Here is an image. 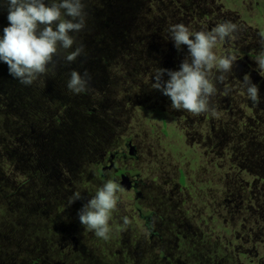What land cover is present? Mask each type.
I'll return each mask as SVG.
<instances>
[{
    "label": "rangeland",
    "instance_id": "1",
    "mask_svg": "<svg viewBox=\"0 0 264 264\" xmlns=\"http://www.w3.org/2000/svg\"><path fill=\"white\" fill-rule=\"evenodd\" d=\"M110 9L106 13L111 16L105 20L93 14V24L92 12L87 10L86 27L75 34L76 40L84 42L88 38L92 43H102L103 56L108 55L110 34L126 21L148 28V34L151 28L160 30L162 33L155 34L154 47L158 49H164L167 43L174 45L168 37L171 24L210 31L217 23L231 21L238 30L216 51L221 55L231 53L242 61H255L264 35V0H140L138 4L114 0ZM116 41L113 39L109 47ZM180 52L183 55L177 52L179 57L173 54L171 61L182 62L188 54L187 46ZM163 57L166 52L156 65H139L152 74L153 81L140 85L137 71L140 76L133 89L129 85L135 78L127 79L126 70L117 73L109 83L111 89H107L110 72L118 66L114 65L116 61L89 65V88L82 94L67 89L70 75L65 79L58 75L66 65L63 70L62 65H51L49 72L37 80L45 86L46 95H52L47 97L49 117L56 111L58 115L51 118L50 125L59 131L57 136L51 132L54 147L57 145L51 147L66 163L49 161L44 154L51 158L53 149L48 154L49 149L44 150L48 144L35 132L25 136L18 131V149L12 147L13 153L0 155V179L14 181L19 176L16 167L21 166L33 171L35 178H19L28 179L27 186L31 187L33 209L29 217L12 202L0 212V264H264V132L253 134L254 127L261 129L259 124L264 123V97L258 106L251 105L252 122L259 120L251 128L242 101L252 102L238 87L246 74L253 83L262 79V85L258 84L261 96L264 73L256 70L257 65L236 62L233 71L216 83L210 104H215L217 111L206 120L205 113L193 115L172 109L170 98L153 88L159 68L180 67L157 65ZM78 66L80 72L85 68ZM131 66L135 69L137 65ZM217 75L213 72L212 78ZM163 79H168L166 73ZM40 93L35 91L31 97L39 100ZM68 97H72L70 106H60V101ZM38 103L35 100L36 106ZM186 112L188 118H184ZM224 114L227 124H216ZM129 142L136 148L137 158L125 159ZM13 156L15 162H8ZM111 157L116 159L114 165L139 173L131 177L135 190L122 186L118 193V205L110 220L111 238L104 241L84 229L78 211L103 182L114 179L113 166L104 167V179L98 171ZM180 168L184 169L185 186L180 181ZM77 192L81 199L71 203ZM43 214L49 217L47 228L36 226L40 221L35 220ZM125 216L129 223L122 226Z\"/></svg>",
    "mask_w": 264,
    "mask_h": 264
},
{
    "label": "clouds",
    "instance_id": "2",
    "mask_svg": "<svg viewBox=\"0 0 264 264\" xmlns=\"http://www.w3.org/2000/svg\"><path fill=\"white\" fill-rule=\"evenodd\" d=\"M0 8L6 9L9 22L0 34V62L8 65L9 74L19 83L31 86L46 75L61 50L66 52L64 59L69 63L84 52L83 45L73 46L75 34L86 27L85 0H0ZM237 30V24L231 21L217 23L210 31H196L183 23L169 25L168 37L178 51L186 45L188 54L178 70L159 68L153 88L170 98L172 109L193 115L213 111L210 99L216 94V83L233 71L237 61L235 55H221L216 49L233 39ZM259 43L260 51L253 59L256 70L264 73V35ZM213 72L218 74L215 80ZM165 73L167 80L163 79ZM90 79L87 70L81 73L73 69L66 87L73 94L86 93ZM238 87L252 104L259 105V85L253 83L250 75L246 74ZM121 188L118 180H106L78 211L84 229L104 241L111 238L110 220ZM78 199H81L80 193H74L71 203ZM128 223V217H123L122 226Z\"/></svg>",
    "mask_w": 264,
    "mask_h": 264
},
{
    "label": "trees",
    "instance_id": "3",
    "mask_svg": "<svg viewBox=\"0 0 264 264\" xmlns=\"http://www.w3.org/2000/svg\"><path fill=\"white\" fill-rule=\"evenodd\" d=\"M132 1H135V3L138 4L140 0H132ZM113 3H114V0H85L86 12L87 10H91L92 12L91 17H90L91 23L93 24L94 22L93 14H95L96 17L103 18L104 20L106 19V17H110L111 15L107 14L106 12L111 10L110 8L113 7ZM95 7L98 8V11L94 10ZM136 13H137V9H136ZM109 19L110 18H108V20ZM126 22L127 23L122 24V26L121 25L116 26V29L114 30L115 34H110L111 42L113 39H117V41L115 42V45L112 46V48L109 47L111 42L107 45L108 55L106 56L102 55L103 50H104L103 44L102 43L98 44L96 41H93L92 43V39L88 40V38H87V41H84V42L80 40H76V43L74 44L73 47L75 48V47L83 45L84 52L79 57H77L75 61L71 63H69L68 61L64 59L66 52L64 50H61L54 57L53 62H52V65H59V66L62 65V70H63V65H66V69L63 70V72L58 73V75L60 77H64L65 79L66 76L68 77V75H70L73 69L80 71V68L78 65H85V68L83 69L81 68V72L84 73L89 65H107L109 61H116L117 63L114 65H118V66H116V68H113L112 72H110L111 75L109 76L106 82L107 89L108 88L111 89L109 83L111 80H113V77H115L117 73L123 72L125 70H126L125 72H126L127 79L132 78L133 80L135 78L133 81L130 82V85H129L130 88L133 89L136 77L140 76L137 71H139L141 74L140 79H139L140 85L142 84V81H147V82L153 81L152 74L149 75L145 67L141 68L139 67V65L141 66L156 65V63L160 61L162 54L164 52H166V57H163L162 58L163 62L157 65H180L182 63L176 59H174V62L171 61L173 59V54L174 56H178V53L183 55V53L180 52L181 50L178 51L173 44H170V43L164 44V49H163V46L159 49L157 47H154V45L157 42L155 34L162 33L160 30L151 28L153 29V31H151L148 34V28L140 27V25L138 24L136 25L134 22H128V21ZM149 22H152V21H149ZM8 23L9 22L7 21L6 9L0 8V33L1 34H2L3 28L7 26ZM149 26H151L150 23H149ZM140 28H141V31H140ZM93 33H94V30H93ZM183 48L184 46H182V49ZM142 56H145V58L142 59L141 58ZM243 61L240 59H237L236 62H243ZM131 65H137V66L135 69H133ZM256 84L262 85V79L256 82ZM47 85H49L50 88L52 89L57 88V86L52 85V84H47ZM135 87L140 89L138 85H136ZM45 89H46L45 86L40 85L37 81H35L31 86H25L19 83L17 79H15L9 74L8 65L4 62H0V155L4 152L13 153L12 147H14L15 150L18 149L17 138H16L18 131L22 132L25 136L26 135L33 136L32 134L33 132H35L36 134L40 136V138L42 139L44 143L48 144V146L44 148V150L46 148L49 149L47 152L48 154L53 149L52 147H54L55 141L51 140L50 135H51V132H55L56 133L55 136H57L58 135L57 131H59V129H55L50 124H51V118L56 119L58 114L56 111L52 115V117H49V100L47 99V97L50 96L52 98V95H46ZM35 91H41L40 94H37L38 95L37 98L39 100L36 99V96L34 98L31 97ZM131 92H134V91L131 90ZM260 97L262 98L264 97V92H262ZM69 98H72V97H68L67 101H60L59 105L63 107H64V104H66V106H70ZM35 100L39 102L37 106L35 105ZM235 101L236 100H234L233 103ZM242 103H245L246 105L245 112H247V114H249L251 110L254 111V109L251 107V105H254V104L252 103L247 104L244 101H242ZM80 104H81L80 101H77V105H80ZM214 105L211 104L213 111H210L204 114V116L206 117V120H209L211 118V114L217 111ZM79 107L83 108L84 104L82 103ZM224 115L225 117L223 118L218 117L216 120L217 122L214 121L212 123V120H211V123L215 124L216 122V124H220L221 126L227 124L226 114ZM247 117L249 119V122L251 123L250 124L251 128H253L254 124H256L259 121L258 120V121L252 122L253 117H254L253 114H249ZM184 118H188L187 112L185 113ZM259 127L261 129H257L256 126L254 127L255 131L253 132V134L256 133V131L264 132V123L260 122ZM204 135H206V132L204 133ZM38 141L41 142V140H38ZM64 145L66 146L67 143L64 142ZM56 146L57 145H55L54 148H56ZM44 155L45 157L50 159L49 161H51L52 159L53 164L55 163L65 164L66 163L65 159L63 158H62L63 161L61 162V159L59 157H62V156L59 153H57L54 149L51 152V156H52L51 158H50V155H46V154ZM41 156H43V154H41ZM35 157H38V156L35 155ZM39 159L42 160V158H39ZM13 160H15L14 156L10 160L7 159L8 162L13 161ZM42 163L45 168L47 164H44L43 161ZM31 167L32 166L30 165V168ZM16 168L18 170L17 172L19 176H17L18 178H14V181H7L5 179H0V198L2 199L0 202V212L6 207V205H8L9 202H12L15 208L17 207L23 215L25 214L26 216L29 217L28 212L32 210L31 187H30V184L29 186H27L28 179L21 180L19 178L25 175L31 178H34V172L30 171L24 166L16 167ZM3 170H4V167H3ZM11 173H12L11 175L15 176L14 170H12ZM41 174L43 173H40L38 175H41ZM180 176L182 179H184L185 177L183 168H180ZM35 221H40V223L36 225L37 227L44 226L45 228H47L48 226L46 224H48L47 221H49V217L43 214L40 220H35ZM190 260L195 262L194 257L190 258Z\"/></svg>",
    "mask_w": 264,
    "mask_h": 264
},
{
    "label": "flooded vegetation",
    "instance_id": "4",
    "mask_svg": "<svg viewBox=\"0 0 264 264\" xmlns=\"http://www.w3.org/2000/svg\"><path fill=\"white\" fill-rule=\"evenodd\" d=\"M245 63L250 66V65H256V62L253 61V60H249V59H246ZM131 142H129L126 146L128 148V153H125L124 152V155H125V159H128V158H137V152H135L136 148L133 149L132 153H131ZM135 152V153H134ZM116 156L115 157H123L117 153H114ZM113 154V156H114ZM109 159V158H108ZM116 160V159H114ZM114 160H112V157L109 159V162H107L101 169H98L99 171V177L101 176L103 179L105 178L104 175V172H105V168L104 167H109V166H113V169H116V173H115V177L113 180H118L120 183H121V186H125L126 188H128L127 186H129V189H133L135 190V183L131 180V177H135L136 176V173H139L138 171H136L135 169H132V170H129L127 169L126 166L122 165L119 167V165H114ZM180 171V170H179ZM129 172H131L132 174L130 175ZM128 174V175H126ZM124 176H126L127 180H124ZM122 181H121V179ZM127 181V182H126ZM180 181H181V184L182 186H185L187 182H185V177L184 179L181 178L180 176ZM99 184V182L97 183ZM31 206H32V209H33V203L31 202ZM154 234V233H153ZM182 262H180L181 264Z\"/></svg>",
    "mask_w": 264,
    "mask_h": 264
},
{
    "label": "water",
    "instance_id": "5",
    "mask_svg": "<svg viewBox=\"0 0 264 264\" xmlns=\"http://www.w3.org/2000/svg\"><path fill=\"white\" fill-rule=\"evenodd\" d=\"M131 149H133L134 148V146H132V144H131ZM131 153H132V151H131ZM124 180H127V178H126V176H124ZM127 182V181H126ZM128 186H130V185H128Z\"/></svg>",
    "mask_w": 264,
    "mask_h": 264
}]
</instances>
